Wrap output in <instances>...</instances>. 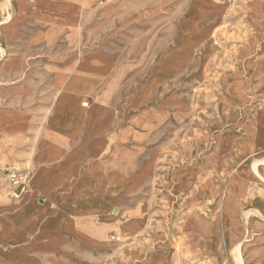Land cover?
I'll list each match as a JSON object with an SVG mask.
<instances>
[{"label": "rangeland", "instance_id": "rangeland-1", "mask_svg": "<svg viewBox=\"0 0 264 264\" xmlns=\"http://www.w3.org/2000/svg\"><path fill=\"white\" fill-rule=\"evenodd\" d=\"M124 1L101 41L133 63L121 122L150 125L133 180L101 243L12 263L264 264V0Z\"/></svg>", "mask_w": 264, "mask_h": 264}, {"label": "crops", "instance_id": "crops-1", "mask_svg": "<svg viewBox=\"0 0 264 264\" xmlns=\"http://www.w3.org/2000/svg\"><path fill=\"white\" fill-rule=\"evenodd\" d=\"M8 2L0 167L16 164L31 176L21 200L0 199V264L24 261L39 244L67 253L101 243L111 205L133 180L127 143L150 128L133 112L121 122L117 85L133 63L101 41L103 24L126 1Z\"/></svg>", "mask_w": 264, "mask_h": 264}, {"label": "built area", "instance_id": "built-area-1", "mask_svg": "<svg viewBox=\"0 0 264 264\" xmlns=\"http://www.w3.org/2000/svg\"><path fill=\"white\" fill-rule=\"evenodd\" d=\"M30 176L29 171L20 170L16 164L0 167V196L11 201L21 200L28 192Z\"/></svg>", "mask_w": 264, "mask_h": 264}, {"label": "bare ground", "instance_id": "bare-ground-1", "mask_svg": "<svg viewBox=\"0 0 264 264\" xmlns=\"http://www.w3.org/2000/svg\"><path fill=\"white\" fill-rule=\"evenodd\" d=\"M6 20V19H5ZM7 25V24H6ZM5 26V25H4Z\"/></svg>", "mask_w": 264, "mask_h": 264}]
</instances>
